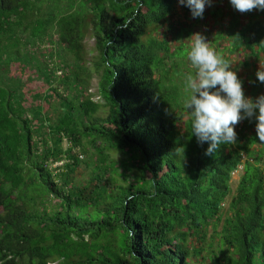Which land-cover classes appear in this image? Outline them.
I'll return each instance as SVG.
<instances>
[{
	"label": "trees",
	"instance_id": "obj_1",
	"mask_svg": "<svg viewBox=\"0 0 264 264\" xmlns=\"http://www.w3.org/2000/svg\"><path fill=\"white\" fill-rule=\"evenodd\" d=\"M178 3L0 0V264H264V142L245 118L204 154ZM246 13L225 15L224 58L247 52L255 76L264 10Z\"/></svg>",
	"mask_w": 264,
	"mask_h": 264
},
{
	"label": "clouds",
	"instance_id": "obj_2",
	"mask_svg": "<svg viewBox=\"0 0 264 264\" xmlns=\"http://www.w3.org/2000/svg\"><path fill=\"white\" fill-rule=\"evenodd\" d=\"M187 6L193 18H203L206 4L212 0H178ZM235 10L246 13L253 9L264 10V0H230ZM187 59L195 69L184 78L185 91L189 93L185 107L192 117V128L198 143H208L206 156L213 155L220 145L234 144L237 139L235 126L245 118L255 117L256 134L264 142V95L253 101L244 94L242 81L231 70V64L210 47L205 37L194 33ZM256 76L264 83V64ZM258 110V114H257ZM243 113V114H242Z\"/></svg>",
	"mask_w": 264,
	"mask_h": 264
},
{
	"label": "rangeland",
	"instance_id": "obj_3",
	"mask_svg": "<svg viewBox=\"0 0 264 264\" xmlns=\"http://www.w3.org/2000/svg\"><path fill=\"white\" fill-rule=\"evenodd\" d=\"M57 1H61V0H57ZM62 4V3H60ZM228 10H230V12L232 13L234 11V7L231 5L230 0H212L211 6H208L206 4L205 7V12L203 15V18H193L190 9L187 6H182L178 3V9H177V14L174 16L173 20L180 22V26H178V28H183L180 32H179V38L178 41H175L174 38L171 42L172 47L175 48L176 45L178 46L180 43L184 42L186 43V45L184 46V48L180 51V56L181 59H187V52L191 46V40L189 39L194 33H200L202 34L205 39L206 42H209L210 47L215 48L217 50L218 53H221L223 56L224 54L227 55L228 54V49H225L229 46V41L230 38L229 36L226 34V30L228 29L227 27H229V21L232 19V16H225L226 13L228 12ZM230 14V13H229ZM243 17L241 18L244 21L246 20V17H248L247 13H242ZM223 17V18H222ZM184 26H186V28H184ZM224 32H223V31ZM177 34H175L176 36ZM225 36V37H224ZM172 36L169 35V38H171ZM172 39V38H171ZM227 39V40H224ZM86 43V47L87 49L90 51L89 55H88V65H92V61L95 59V57L98 55V51L96 50L95 47V40L91 37H88L85 41ZM246 53L247 52H241V53H235V55L232 56L231 60L229 61L231 66V70L235 71L238 75V77H240L241 81H244L242 79L246 78L248 79V81L254 82V77L253 74H251L252 72L255 71V68H253L252 66L247 67L244 66V62L243 59L246 57ZM262 59H264V57L262 56ZM188 60V59H187ZM189 61V60H188ZM252 62H254V59H252ZM190 63V61H189ZM187 65L186 71H184V73L182 72V69L178 70V74H181L178 78V82L181 84V82L184 81V78L187 74H194L195 73V69L192 67L191 63ZM264 64L263 61H259V65ZM19 71V72H18ZM15 72L20 73L22 72L21 68L15 70ZM26 75V74H24ZM98 76H95L92 79V83H91V91L94 94V99L95 100H99V95H98ZM245 86V88H250V85H248V82ZM243 84V83H242ZM245 96L247 98H250L251 96L248 95L247 93H245ZM106 109H102L101 113L105 114ZM63 162H60L56 165H61ZM239 173L237 172L235 174L234 177V181H233V187L235 188L237 185V180H238V175ZM77 177L80 180H85L88 178V173L87 172H83V171H78L77 172ZM227 206V204H225ZM51 264V263H50ZM52 264H57V262L52 263Z\"/></svg>",
	"mask_w": 264,
	"mask_h": 264
},
{
	"label": "built area",
	"instance_id": "obj_4",
	"mask_svg": "<svg viewBox=\"0 0 264 264\" xmlns=\"http://www.w3.org/2000/svg\"><path fill=\"white\" fill-rule=\"evenodd\" d=\"M80 157H81V158H83V156H82V155H80ZM51 264H52V263H51Z\"/></svg>",
	"mask_w": 264,
	"mask_h": 264
}]
</instances>
